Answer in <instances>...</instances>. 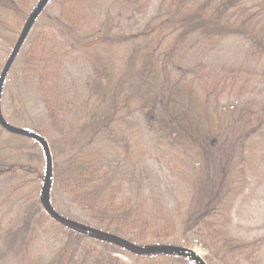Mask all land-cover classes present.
Returning <instances> with one entry per match:
<instances>
[{"label":"trees","instance_id":"trees-1","mask_svg":"<svg viewBox=\"0 0 264 264\" xmlns=\"http://www.w3.org/2000/svg\"><path fill=\"white\" fill-rule=\"evenodd\" d=\"M117 1L59 0L54 6L58 9L48 17L53 20L50 27L33 37L24 68L37 79L46 110L47 126L38 134L52 152L53 185L75 207L74 212L68 207L70 216L65 218L129 244L151 247L174 237L177 221L165 214L171 211L161 201L162 193L152 198L143 190L132 194L122 188L136 179L129 173L131 121L142 119L147 132L171 149L204 151L212 124L196 90L199 84L207 86L206 80L196 69L190 70L179 54L215 47L227 38L264 43V0H160V13L136 30L130 25L134 13L149 7L152 0H121L125 13L121 6L112 11ZM31 3L0 0V46L11 42L15 49L23 30L16 34L12 21L24 19L27 24ZM42 12L43 8L38 14ZM122 41L129 45L124 52L119 50ZM74 60L88 70L80 87L68 75L69 82L74 81L72 89V83L69 87L60 78L67 75L61 72L63 64L72 65ZM42 160L46 152L38 141L0 125V251H5L4 257L10 256L15 264H125L113 251L85 243L88 235L49 216L40 203ZM219 202L189 206L180 221L181 238L188 246L189 235L200 232L202 247L210 245L213 256H238L247 246L226 235ZM178 209L174 213L182 214ZM50 217V225L64 235L53 246L39 248L36 236L44 233ZM169 256L179 260L185 255L171 252Z\"/></svg>","mask_w":264,"mask_h":264},{"label":"rangeland","instance_id":"rangeland-1","mask_svg":"<svg viewBox=\"0 0 264 264\" xmlns=\"http://www.w3.org/2000/svg\"><path fill=\"white\" fill-rule=\"evenodd\" d=\"M41 1L32 0L28 12L32 14ZM48 1L43 6V12L37 15L33 28L14 57L0 97V111L5 121L22 130L28 129L37 134L41 127L47 126V116L37 88L38 81L29 77L25 71L27 58L25 53L33 37L42 33L53 22L48 17L58 9L54 6L58 5L55 3L59 0ZM159 3L160 0H152L147 7L149 8L147 13V8L134 13L136 17L132 18L130 25L135 30L141 28L149 17L160 13ZM122 5L121 0H118L113 5L112 11L116 12L121 6L122 12H127V8H123ZM101 10L104 11V8ZM165 12L166 10L163 9L162 14ZM103 18L104 16L100 17V19ZM25 24L24 19L12 21L16 34L22 32ZM45 41L44 38L43 42ZM46 44H50V38ZM13 46L14 43L11 45V42L0 46V76L14 51ZM109 46L108 50H110ZM128 47L129 45L122 41L119 50L124 52V49ZM205 48H209L208 52ZM190 50L189 54L182 53L179 57L185 58L190 70L196 69L201 78L204 77L206 80L207 86L199 84L196 94L205 103H203L204 109H208L211 117L209 146L202 152L192 150L190 153L171 149L147 132L142 119H132L133 126L129 128L130 135H128L132 157L129 173L131 176L133 172L136 179L129 187L126 185L122 188L132 194H138V191L143 190L152 198H155V195L161 196L162 193L161 201L171 211L168 213L164 211L165 214L168 217L172 215L177 221L174 237L166 239L163 243L154 244L157 246H141V248L186 249L197 253L205 264H264L263 40L254 41L245 37L227 38L215 47L204 46V48ZM71 63L72 65L63 64L61 72L63 73L64 70L67 75L61 77L60 81L62 83L66 81L69 87L72 83L73 89L74 81L69 82L68 75H71L76 81V86L80 87L88 67L81 61L74 60ZM183 65L185 66V62ZM207 111H203L206 117ZM42 161V171L46 173L47 161ZM48 192V200L54 210L64 217L70 216L68 207L72 205L70 201H64L59 191L55 189L53 177ZM218 199H220L218 204L223 211L220 219L225 226L226 235L247 246L238 256H213L210 245L202 247L200 234H198L200 232L197 233L198 235H189L188 246H185V241L181 238L183 229L180 221L186 216L189 206L204 207V204L209 201L217 202ZM69 209L72 212L75 211L73 206ZM177 209L182 210L184 214L174 213ZM76 214H79V211H76ZM50 222H52L51 217L47 219L44 233L42 231L39 236H36L41 241L36 244L39 248L49 247L50 244L53 246L64 235L62 229L52 227ZM96 238L98 237L88 235L86 239L84 238V242L113 251V255L125 264L154 262L156 264H198L197 260L189 255L184 254L185 256L179 260L169 256L170 252L145 255L119 245H110ZM48 250L47 248L43 250L46 255L49 254ZM5 254V251H0V264H15L10 256L5 258ZM150 256L156 257L148 259ZM208 258L211 260L209 261Z\"/></svg>","mask_w":264,"mask_h":264},{"label":"water","instance_id":"water-1","mask_svg":"<svg viewBox=\"0 0 264 264\" xmlns=\"http://www.w3.org/2000/svg\"><path fill=\"white\" fill-rule=\"evenodd\" d=\"M48 0H42L40 3H38L39 5L37 6L35 12L33 14H31V18L28 20L27 24L24 25V29L22 32V35L20 36V39L14 49V51L12 52L11 56L9 57L8 62L6 63L5 67L3 68V72L0 76V97H1V92H2V88H3V84L5 82V78L8 74L9 71V67L11 66L13 60L15 59L14 57L16 56V54L19 52L20 50V46L24 40V37L26 35V33L28 32V28L30 27L29 25L32 24L33 20L35 19V17L37 16V14L40 12V10L43 8V6L47 3ZM0 125L3 126L8 132L10 133H14V134H18V135H22V136H26L29 138H32L33 140L38 141L44 148L45 152H46V160L47 161V165H46V173H45V177H44V181H43V186H42V190L40 193V200L43 205V207L45 208V210H47V213H49L51 216H53L55 218V220H57L59 223H62L64 225H66L69 228H72L80 233L83 234H88L91 236H95L98 238H103V239H107L109 241H114L117 242L119 244H121L122 246H126L127 248H129L131 251L134 250V252L137 253H141V254H145V255H155V254H161L164 252H179L185 255H189L191 257H193L194 259H197V261L200 264H205V262H203V260L201 258H199V255L193 251H189V250H178V249H169L166 247H159V248H141L132 244H129L127 242H125L124 240H121L117 237H114L112 235H108L102 231H99L95 228H91L88 226H84L75 222H72L71 220L59 215V213H57L54 208L52 207L51 203L48 200V194H49V185L52 181V177H53V156H52V152L50 150L49 144L46 140H44V138L42 136H40L37 133H34V131H29V130H25L22 128H18L15 127L11 124H9L7 121H5V119L3 118L1 111H0Z\"/></svg>","mask_w":264,"mask_h":264}]
</instances>
